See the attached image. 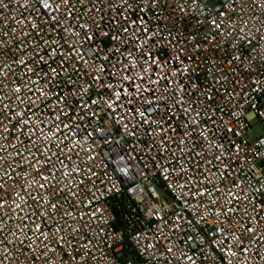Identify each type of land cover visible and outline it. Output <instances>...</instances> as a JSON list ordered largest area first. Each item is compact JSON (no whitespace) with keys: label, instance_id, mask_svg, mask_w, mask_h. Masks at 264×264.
Returning <instances> with one entry per match:
<instances>
[{"label":"snow or ice","instance_id":"obj_1","mask_svg":"<svg viewBox=\"0 0 264 264\" xmlns=\"http://www.w3.org/2000/svg\"><path fill=\"white\" fill-rule=\"evenodd\" d=\"M239 2L237 12V0H192L191 8L185 7L188 0H177L185 17L197 15L195 33L186 34L165 16L172 8L169 0H29L26 10L35 23L29 21V30L21 29L18 37L11 28L7 39L0 37V116L24 125L18 130L27 129L32 156L21 166L31 182L25 187L14 181L11 204L0 197L8 220L17 213L16 228L0 217V264H93L97 253H114L120 240L111 234L108 244L109 234L102 232L100 205L108 190L90 179L104 175L96 171L98 159L111 161L113 170L135 185L133 195L142 196L150 215L163 211L169 196L183 205L182 212L195 205L190 219L178 213L171 223L187 232L182 243L189 251L190 241H196L200 264H233L248 251L246 240L264 243V229L251 224L264 220V179L259 178L264 177V104L256 103L258 96L264 98V0H250L252 9L262 10L255 17L259 27L240 26L249 4ZM0 7H7L4 0ZM253 16L254 11L249 21ZM233 17L238 22L230 23ZM42 105H50L46 120L39 115ZM249 112L256 116L252 124ZM172 145L180 157L169 154ZM187 157L196 159L197 167L201 157L206 161L199 176H189L180 164ZM174 168L178 175L173 176ZM16 175L6 169L0 175L5 197V184ZM85 178L93 183L82 209L93 213L87 220L72 211L73 198L83 204ZM157 180L163 183L150 190L148 183ZM157 203L160 208L153 207ZM167 219L165 212L161 220ZM192 228L200 229L199 237ZM163 250L167 264H198L177 241Z\"/></svg>","mask_w":264,"mask_h":264},{"label":"built area","instance_id":"obj_2","mask_svg":"<svg viewBox=\"0 0 264 264\" xmlns=\"http://www.w3.org/2000/svg\"><path fill=\"white\" fill-rule=\"evenodd\" d=\"M7 4L6 8L0 7V37H4L7 39V30L13 29L12 35L18 37L20 35V30L23 29L24 31H28L29 29L26 27V24L30 21L35 23L33 19L34 14H30L27 11V8H30L29 0H4ZM181 4L184 3V0H179ZM169 3L172 4V8L167 9L165 11V16H172L175 19L176 25L181 28V30L185 31L186 34L188 33H195L196 28V19L197 15L195 13L189 12L187 17H185L184 13L176 8L177 0H169ZM246 3L249 6L244 7L243 9V22L236 21V17H233L232 22H238L241 27L244 26L245 23L249 25V27L255 26L259 27L260 22L255 19L257 16L262 15V10L260 9H252L250 6V0H246ZM185 7L191 8L194 7L192 0H188L187 5ZM237 12L241 11V4L239 0H237ZM253 11L255 12V16L249 21V17L252 16ZM107 19V18H106ZM202 19V17H200ZM153 24L157 21L153 18ZM221 42H224V38H221ZM9 44H14V39L8 40ZM166 49L162 51V58L166 57ZM22 59L24 57H21ZM201 75H203L201 73ZM21 76V70L16 69V76L15 78L18 80ZM13 77H9L12 79ZM35 79V77H33ZM163 83V81H161ZM27 100V97H25ZM257 107L264 104V98H259L256 101ZM15 107V103L13 104ZM44 110L39 112L41 120H46L48 115V108L50 105H42L41 106ZM247 107V105H244ZM19 111V109H17ZM261 111L264 112V108H261ZM227 119V117H225ZM256 119L254 113L249 112L247 115L248 123L251 124V121ZM32 120L40 124L41 127H45L46 125L41 124L40 120H37L36 116H32ZM0 150L3 151L4 159H0V175H3L5 169L11 173L13 170L16 171L17 175L14 176L12 179L8 180L5 184V189L8 192V195L4 196V190H0V197L3 199H7L8 202L11 204V201L16 198V190L14 186V181L19 180L20 184L27 185L31 182V180H25V177L28 175L27 171H21L22 165H27V160L31 159V154L27 151L29 145L27 144V136L28 131L27 129L23 134L19 132V128L24 127L23 124L16 125L14 119L11 121L5 120L3 116H0ZM7 125V128L5 127ZM15 125V126H14ZM55 131V129H53ZM220 135H224L220 133ZM227 135H231L228 133ZM35 139V137H33ZM146 139V138H144ZM21 140L25 141L24 146H21ZM225 144L227 140L223 141ZM38 148L42 151L44 145L40 143L39 140L36 141ZM53 146L51 151L56 152L57 149L55 147V143L52 142ZM12 145H15L18 149L19 153L23 154V158L17 154V151L12 148ZM139 150H137L138 152ZM200 151V149H197ZM137 152H133L132 155L136 156ZM169 154L175 152L176 157H180L181 153L179 150L176 149L175 145H172L171 148L168 150ZM36 156L40 155L39 151L35 152ZM80 156H84V153L81 152ZM7 162V163H6ZM201 166L197 167V161L193 157H187V162H185L184 158L180 159V164L184 168L189 169V176H199L201 171H204L203 164L206 161L203 160L201 157ZM90 162H86L84 167H87V164ZM11 164V167L8 166ZM97 173L103 172V176H91L90 179L93 183L101 185L104 189L108 190L102 196V200L105 203L100 205V208L104 210V219L103 224L104 228L102 232H105L108 235L107 243L112 244L111 234H115L117 239L120 240L119 246H116L114 249V253H109L106 256L100 255L97 253V260L93 261V264H167V261L170 257L164 253L163 248L165 246H169L172 241H177L181 243V247L183 251L188 252L189 255H195L197 258L198 264H200V252L196 251V241H190L192 244V251H189L188 245L183 244L182 241L187 235V232H181L178 229H174L173 224L171 221L176 219V214L182 213L186 218H191V213L195 209V205L193 204L191 208L187 211H183V205L176 200H173L170 196L168 197V203L163 205V211L157 213L156 215H150L149 212H146L142 206V196L133 195L135 185H128L125 181L127 177H125L122 173L118 170H113V164L111 161H103L98 159L97 160ZM47 173H45L46 175ZM179 174V169H173V176ZM156 174L153 173V176ZM81 176L78 175L75 177V180L78 182L81 180ZM264 179V177H259ZM101 182H103L101 184ZM182 182V181H181ZM3 183V181H0ZM93 183L88 182V178L84 179L83 184V191L81 192V197L83 199V204L80 201L73 198V202L76 204V208L72 209V211H79L82 216H84L85 220H87V215H92L93 213L91 210L88 211L87 215L82 210L87 207L89 200L91 199L90 196L86 195L89 190H92ZM163 181L157 180L155 184L148 183V188L154 189L156 185L162 184ZM211 188V185H209ZM203 191V189H201ZM35 195V193H33ZM99 195V193H97ZM175 195H180V188L179 184H177L175 189ZM205 204L209 203L208 198L204 201ZM67 207V205H65ZM153 207L160 208L161 205L159 203L154 204ZM13 208L15 206L13 205ZM204 209L201 208V211ZM215 211V209H213ZM168 214L167 221L161 220V216L164 213ZM240 212L243 213V206H241ZM16 215L17 213L13 211L11 213L12 219L8 220V217L5 215L3 211H0V217H3L8 223L13 227L16 228ZM22 215V214H21ZM239 218V217H237ZM183 223V222H182ZM209 225H211L212 220L209 219ZM253 226H258L261 229H264V220L261 221L259 225H257L256 220L253 219L251 221ZM80 225L77 224L76 227ZM97 227H100V222H97ZM0 227H4L3 224H0ZM184 227L187 229L188 225L184 224ZM200 227H206L202 222ZM85 232H90L91 229L85 227L83 229ZM194 236H200V229L199 228H192L191 229ZM259 236V233L257 234ZM9 238H11V233H8ZM164 237H168L167 240H164ZM264 240V237H261ZM245 244L248 247V251L245 253L239 254L238 259H234L233 264H264V243H253L251 241L246 240ZM103 245L101 248L103 249ZM2 251V249H0ZM115 254H119L115 259L113 257ZM185 264H190L189 261H185Z\"/></svg>","mask_w":264,"mask_h":264},{"label":"rangeland","instance_id":"obj_3","mask_svg":"<svg viewBox=\"0 0 264 264\" xmlns=\"http://www.w3.org/2000/svg\"><path fill=\"white\" fill-rule=\"evenodd\" d=\"M255 120H256V119H253V120L251 121V124L254 123ZM257 128H259V125H257Z\"/></svg>","mask_w":264,"mask_h":264}]
</instances>
